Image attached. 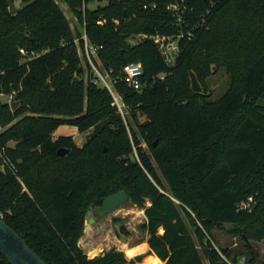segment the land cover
<instances>
[{
	"label": "trees",
	"instance_id": "16d2710c",
	"mask_svg": "<svg viewBox=\"0 0 264 264\" xmlns=\"http://www.w3.org/2000/svg\"><path fill=\"white\" fill-rule=\"evenodd\" d=\"M20 1L0 0V92L18 101L12 110L0 98V217L48 264H136L150 253L163 264H223L215 226L240 237L246 264L257 262L249 241L264 239V0H61L73 24L60 0ZM84 33L123 114L94 81ZM144 34L177 38L173 63ZM128 62L141 63L140 89L121 79ZM217 67L228 86L210 100ZM63 124L84 142L54 136ZM60 147L69 152L58 156ZM119 190L143 209L149 249L88 257L78 244L85 214ZM249 195L253 207L237 210ZM0 264H9L1 253Z\"/></svg>",
	"mask_w": 264,
	"mask_h": 264
},
{
	"label": "rangeland",
	"instance_id": "374dc122",
	"mask_svg": "<svg viewBox=\"0 0 264 264\" xmlns=\"http://www.w3.org/2000/svg\"><path fill=\"white\" fill-rule=\"evenodd\" d=\"M59 1V0H58ZM103 3V2H102ZM60 6L63 9L65 15L69 19L70 23H74V16L69 12L66 5L60 0ZM97 4L96 0H91L88 2L89 7H94ZM21 1L15 0L14 6H20ZM134 41V38L131 40ZM25 57H22L23 60ZM82 65H85V62L82 60ZM88 75V71H85L84 80ZM229 75L223 67L213 68L212 73L206 79V97L210 100H215L218 98L228 86ZM100 84V83H99ZM191 88V87H190ZM4 98L2 97L1 100ZM118 110L123 114V103L121 99L118 104H115ZM71 125L63 124L60 125L59 129L68 128ZM73 126V125H72ZM65 133V132H64ZM61 135H71V134H61ZM73 140L81 145L85 140V132H79L78 130L71 135ZM143 147L145 143H142ZM93 208H90L88 211H91ZM114 218H118L119 221H114ZM145 219L143 209L133 204L131 201H126L120 205L113 212L102 216V217H93L92 221L84 220V232L78 240V244L82 247L83 251L88 257H93L97 254L103 253L104 251L115 247L116 249L122 251L127 258H130L126 253L128 247H134V243L141 242L146 239V234L141 233L138 229V226ZM120 225L125 226L126 229L130 231L129 235H125L120 231ZM225 225V224H224ZM212 238L216 241L217 245L222 246L223 248H228L231 255L241 253L244 251L243 242L239 236H231L223 227L215 226L211 231ZM252 248L258 252L259 259L254 264H261L264 262V239L260 240H250L249 241ZM126 245V246H125ZM93 248V249H92ZM98 248L96 252L93 250ZM135 248V247H134ZM144 253V252H143ZM149 254L144 255L140 262L136 264H146V258ZM155 257V256H154ZM205 264L206 260L203 258ZM154 264H163V261H156Z\"/></svg>",
	"mask_w": 264,
	"mask_h": 264
},
{
	"label": "built area",
	"instance_id": "2783aa9c",
	"mask_svg": "<svg viewBox=\"0 0 264 264\" xmlns=\"http://www.w3.org/2000/svg\"><path fill=\"white\" fill-rule=\"evenodd\" d=\"M144 8L146 7V4L143 5ZM151 6H155L152 4ZM169 7V6H168ZM105 21L104 18L99 20L100 23H103ZM84 39V51L86 54V57L89 61V63L92 66L93 73L96 76L94 79L95 82L100 83L104 85L109 92L111 93L113 97V103L118 104L119 100L121 99L120 96L113 90L110 81L107 79L106 75H104L99 68L94 64L92 61V55H94L95 47L90 45L87 41L86 34L84 33L82 35ZM140 37H150L154 40L155 43L158 44L160 50L162 51L164 58L167 63H173L175 56L178 53L179 47L177 43V38H173L171 36H166V35H140ZM133 42V41H131ZM19 52L22 55H28L26 57H30L31 54H27L24 48H19ZM121 79L123 82L126 83L127 86L133 88V89H140L141 87V75H142V66L140 62H128L125 63L121 69ZM14 91L10 93H2L0 92V98H4V101H7L9 104L14 100ZM1 129V125H0ZM2 156L1 151H0V157ZM255 203V198L252 195L247 196L245 199L240 200L237 205L236 209L237 210H250ZM213 249H215L219 256L220 260L222 261L223 264H246V257L245 255H238L236 258H232V256H228L226 253L222 252L220 248L213 244L212 246Z\"/></svg>",
	"mask_w": 264,
	"mask_h": 264
},
{
	"label": "water",
	"instance_id": "95a60500",
	"mask_svg": "<svg viewBox=\"0 0 264 264\" xmlns=\"http://www.w3.org/2000/svg\"><path fill=\"white\" fill-rule=\"evenodd\" d=\"M190 87L194 92H201L202 87L193 71L189 72ZM10 108L13 110L18 105L17 100L10 102ZM155 142L153 143V145ZM69 149L60 147L57 149L58 156L65 155ZM129 201V196L125 190L106 195L101 203L91 211L86 212V219L92 221L93 217L105 216L116 210L124 202ZM0 253L6 258L9 264H48L43 260L23 239L19 233L10 227L0 217Z\"/></svg>",
	"mask_w": 264,
	"mask_h": 264
},
{
	"label": "crops",
	"instance_id": "0c3cea01",
	"mask_svg": "<svg viewBox=\"0 0 264 264\" xmlns=\"http://www.w3.org/2000/svg\"><path fill=\"white\" fill-rule=\"evenodd\" d=\"M59 128L60 127L58 126V128L54 131V133H53L54 136L61 135V134H71L72 135V134H74L77 131V128L75 126H72V125L70 127H68V128H62V129H59ZM139 245L143 246V249L135 250L134 253L129 256L130 258L135 256V255H137V254H140V253H143V252L146 253L148 251L149 247H148V244L146 242V239L141 241V242L134 243V247H137ZM154 256H155L154 254L150 253L148 255V257L145 259L146 262L154 260ZM138 264H140V263H138Z\"/></svg>",
	"mask_w": 264,
	"mask_h": 264
},
{
	"label": "bare ground",
	"instance_id": "6f19581e",
	"mask_svg": "<svg viewBox=\"0 0 264 264\" xmlns=\"http://www.w3.org/2000/svg\"><path fill=\"white\" fill-rule=\"evenodd\" d=\"M138 249L139 250L143 249V246L139 245V246H137L135 248L134 247L133 248L132 247H128L127 250H126V253L130 256V255H132L134 253L135 250H138ZM97 250H98V248H95L93 251L96 252ZM156 261H158V258L154 257V260L148 261V262H146V264H154V263H156Z\"/></svg>",
	"mask_w": 264,
	"mask_h": 264
}]
</instances>
